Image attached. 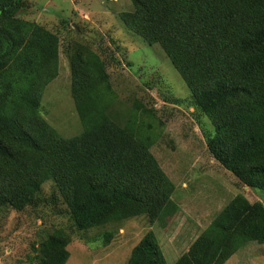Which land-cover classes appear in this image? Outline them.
<instances>
[{
  "label": "trees",
  "instance_id": "trees-1",
  "mask_svg": "<svg viewBox=\"0 0 264 264\" xmlns=\"http://www.w3.org/2000/svg\"><path fill=\"white\" fill-rule=\"evenodd\" d=\"M30 1L0 0V214L30 208L45 223L50 207L60 209L66 223L42 230L28 258L66 264L78 233L103 228L99 239L107 244L126 219L143 214L154 223L179 205L172 200L175 184L151 151L154 124H162L155 108L138 103L125 123L112 117L102 56L109 48L69 42L63 49L55 28L20 14ZM130 1L120 19L145 43L159 45L190 88L189 106L214 126L205 133L212 157L239 185L264 189V0ZM62 21L76 31L72 17ZM62 49L83 124L72 137L41 112ZM48 180L56 190L42 195ZM248 241L264 249V202L238 193L174 264H224ZM127 264H166L154 231L134 246Z\"/></svg>",
  "mask_w": 264,
  "mask_h": 264
},
{
  "label": "rangeland",
  "instance_id": "rangeland-1",
  "mask_svg": "<svg viewBox=\"0 0 264 264\" xmlns=\"http://www.w3.org/2000/svg\"><path fill=\"white\" fill-rule=\"evenodd\" d=\"M30 2L20 14L55 28L63 49L69 42L87 43L95 50L99 42L102 49L109 48L102 56L108 58L106 67L113 88L108 102L112 117L125 123L138 103L155 108L162 124H154L158 139L151 151L175 184L172 200L179 205L175 214L154 223L143 214L126 219L116 227L118 230L107 244H101L99 239L103 228L78 233L69 244L70 257L66 264H127L134 246L149 230L156 234L166 264H174L236 194L264 202V189L239 185L237 177L210 154L205 133L214 131V126L208 117L197 114L189 106L191 90L164 50L159 45L145 43L120 19L119 12L132 8L130 0ZM70 17L75 20L71 26L76 31L62 23ZM63 49L59 75L47 88L41 112L63 136L72 137L83 131V124L71 94L70 67ZM112 54L117 55L121 64L113 62ZM174 98H181L183 103H175ZM149 122L145 119L146 125ZM55 190L53 182L48 180L42 195ZM64 215L60 209L50 207L44 223L35 218L30 208L21 213L5 210L0 214V264H32L28 258L35 255L31 244L43 236L42 230L52 224L66 223ZM224 264H264V249L252 241L240 243Z\"/></svg>",
  "mask_w": 264,
  "mask_h": 264
},
{
  "label": "crops",
  "instance_id": "crops-1",
  "mask_svg": "<svg viewBox=\"0 0 264 264\" xmlns=\"http://www.w3.org/2000/svg\"><path fill=\"white\" fill-rule=\"evenodd\" d=\"M210 222H211V221H210ZM210 222H209V224H210ZM209 224H208V225H209ZM208 225H207V226H208ZM207 226H206V227H207ZM206 227H204V229H205ZM202 231H203V230H202ZM195 239H196V238H195Z\"/></svg>",
  "mask_w": 264,
  "mask_h": 264
}]
</instances>
